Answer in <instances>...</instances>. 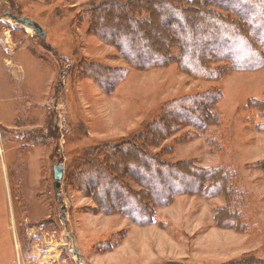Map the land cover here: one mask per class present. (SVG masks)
<instances>
[{"label": "rangeland", "instance_id": "rangeland-1", "mask_svg": "<svg viewBox=\"0 0 264 264\" xmlns=\"http://www.w3.org/2000/svg\"><path fill=\"white\" fill-rule=\"evenodd\" d=\"M107 1L114 0H0V264L78 258L79 264H226L241 258L254 264L264 258V170L256 166L264 159V112L249 100L264 101V68L231 71L219 83L192 79L176 65L130 68L114 46L89 32L88 12ZM13 14L38 22L46 38ZM43 54L48 61L38 58ZM90 63L129 73L107 93L92 76L79 78V66ZM214 86L224 92L216 107L221 122L193 139L183 137L190 130L183 129L150 150L167 162L236 170L249 196L247 234L216 227L212 217L226 204L222 196H177L156 207L154 224L140 226L96 210L93 198L66 178L56 190L55 164H63L65 176L75 174L79 163L99 160V146L140 133L168 101ZM107 240L116 244L112 250L124 243L110 263L93 251Z\"/></svg>", "mask_w": 264, "mask_h": 264}, {"label": "trees", "instance_id": "trees-1", "mask_svg": "<svg viewBox=\"0 0 264 264\" xmlns=\"http://www.w3.org/2000/svg\"><path fill=\"white\" fill-rule=\"evenodd\" d=\"M88 13L89 32L114 46L130 68L141 72L176 65L192 79L219 83L231 71L264 68V0H114L94 5ZM49 51L54 56L53 49ZM43 56H38L42 62L49 60ZM79 68V78L92 76L107 93L129 73L127 68L94 63ZM223 94L214 86L168 101L140 133L99 146V160L79 163L77 172H68L63 179L93 198L96 210L123 215L140 226L154 224L156 207L170 205L177 196H222L226 204L212 217L216 227L247 234L249 196L244 197L236 170L194 161L167 162L150 150L183 129H190L183 137L193 139L218 125L216 107ZM249 105L264 112L262 100L250 99ZM259 126L264 130V123ZM34 135L31 141L37 138ZM256 166L264 170V159ZM108 241L93 246V251H111L116 244ZM256 259L254 264H264V258ZM242 263L244 258L226 264Z\"/></svg>", "mask_w": 264, "mask_h": 264}, {"label": "water", "instance_id": "water-1", "mask_svg": "<svg viewBox=\"0 0 264 264\" xmlns=\"http://www.w3.org/2000/svg\"><path fill=\"white\" fill-rule=\"evenodd\" d=\"M11 17L17 23L22 24L23 26L29 27L32 30H34V33L37 34L38 36L43 38L46 36L45 29L38 22H35L34 20L24 16L18 17L17 15H12ZM63 168H64L63 164L61 163L55 164L53 168L54 179L56 181L55 184L56 190H58L61 187V182L63 180V175H64ZM74 254L78 256L77 251H75Z\"/></svg>", "mask_w": 264, "mask_h": 264}, {"label": "crops", "instance_id": "crops-1", "mask_svg": "<svg viewBox=\"0 0 264 264\" xmlns=\"http://www.w3.org/2000/svg\"><path fill=\"white\" fill-rule=\"evenodd\" d=\"M5 37H7V36H5ZM7 41V40H6ZM21 68V67H20ZM21 70H22V68H21ZM64 220H66V218L65 217H63V221ZM129 232H132V230H130ZM127 233L128 235H126V240L124 241V243L126 242V245H127V240L129 241V240H131V237H132V233L130 234V233ZM16 238H18V235L16 234ZM130 242V241H129ZM123 243V244H124ZM123 244H120V245H117V247L116 248H114L113 250H111V251H107V252H105V253H101V254H96V256H99V257H102V259L104 258L105 260H104V262L106 263H110V262H112V261H114V260H116V259H114L115 258V256L116 255H114V254H116L118 251L119 252H121V249L123 248L121 245H123ZM19 246V245H18ZM124 250V249H123ZM74 251H77L76 249L74 250ZM39 255V254H38ZM40 256V255H39ZM38 256V257H39ZM47 255L46 254H44V257H46ZM94 256V254L93 253H91V257H93ZM87 259H88V257H87ZM38 260V259H37ZM62 261H59V263H61V264H76V263H78L79 264V261L78 260H70V259H61ZM89 260V259H88ZM43 261H44V258H40L39 260H38V262L39 263H43ZM90 261V260H89Z\"/></svg>", "mask_w": 264, "mask_h": 264}]
</instances>
